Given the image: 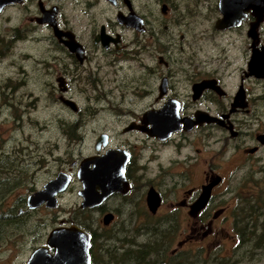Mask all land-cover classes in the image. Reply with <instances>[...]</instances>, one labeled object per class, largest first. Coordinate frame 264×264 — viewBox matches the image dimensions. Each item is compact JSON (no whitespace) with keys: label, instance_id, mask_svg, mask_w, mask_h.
<instances>
[{"label":"flooded vegetation","instance_id":"1","mask_svg":"<svg viewBox=\"0 0 264 264\" xmlns=\"http://www.w3.org/2000/svg\"><path fill=\"white\" fill-rule=\"evenodd\" d=\"M104 3L115 8L114 19L97 24L94 15L89 39L84 38L77 30L78 23L72 20L74 11L75 19L78 15L81 20ZM16 5L24 13L14 35L23 36V31L39 26L51 30L45 41L52 60L39 62H53L46 66L56 75L53 81H45L41 89L77 103L72 93L77 88L74 82L77 86L81 80H94L90 74L93 68L98 72L106 63L115 74L123 68L115 66L117 60H125L133 75L124 83L131 85L130 104L138 110L125 103L123 94L116 97L114 93L108 96L104 89L99 92V100L116 107L117 117L111 121L120 128L100 131L96 138H100L98 147L95 141L89 155L102 156L114 149L118 173H123L124 179L119 189L96 205H80V187L79 204L66 216L58 214L57 207L74 174L63 167L45 165L41 158L43 166L31 174L14 166L0 168V190L27 191L23 196L0 198V264H28L36 252L34 264H56L53 256L57 241H65L50 235L60 226L71 225L90 234L89 264H253L264 260V76L256 75L248 66L253 51L264 47V18L253 38L248 34L255 20L251 8L244 11L245 16L237 25L216 27L221 16L218 0H69L72 16L64 22L59 20L62 6L56 0H20L4 8ZM186 7L193 8L194 16L205 11L209 15L188 20ZM130 10L141 17L140 29L124 22ZM53 16L57 27L68 32L62 38L73 35L81 44L79 53L56 36L47 19ZM202 20L207 23L205 29L211 25L213 30L226 34V40L228 30L240 26L245 29V63L235 72L233 87L229 85L228 72L215 60L222 64L223 61L213 55V50L201 58L196 54L199 46L180 44V54H167L175 44L174 36L170 32L166 41L159 40L158 35L162 36L172 25L189 29ZM102 28L109 36L107 45L95 39ZM120 28L148 34V38L138 48L128 49ZM180 38L183 42L182 33ZM135 41L139 39L136 37L132 43ZM99 49L114 54L103 63L97 59L93 66L92 53ZM130 60L136 64H130ZM102 77L96 79L97 85L108 82L105 75L104 80ZM163 108L164 116L152 113ZM78 110L79 106L73 111ZM146 111L151 113L143 122ZM169 114H175L170 120L174 129L165 136L160 130L153 133V124H168ZM77 124L71 123L69 128ZM66 133L69 139H75V133ZM60 172L70 180L65 189L55 194L56 203H49L52 201L46 197L36 205L29 204L28 196L43 189ZM149 194L150 200L158 197L154 210L148 204ZM106 213L112 216L104 222ZM6 248L11 250L9 258L2 255Z\"/></svg>","mask_w":264,"mask_h":264},{"label":"rangeland","instance_id":"2","mask_svg":"<svg viewBox=\"0 0 264 264\" xmlns=\"http://www.w3.org/2000/svg\"><path fill=\"white\" fill-rule=\"evenodd\" d=\"M56 1L62 6L59 20L64 22L72 16L69 15V0ZM153 6L156 8L155 13L159 15V8L155 4ZM184 11L188 15V20L205 19L209 15V12L205 11L194 16L193 8L188 10V7L184 8ZM23 13V9L18 5L0 11V46H3L0 48H4V50L1 49L4 51L3 56H0V168L14 166L31 174L42 163H45L50 167L55 165L57 168L69 169L74 174V178L69 190L64 193L61 204L57 207L58 214L66 216L70 214L68 210L79 204L77 190L81 187V182L76 171L80 159L93 152L94 143L100 131L114 132L120 128L119 125L116 127L112 125L114 123L111 121L117 117L116 107H108L102 100H99V92L104 89L108 96H112L114 93L116 97L123 94L125 103L138 110L137 106L130 104V99L133 98L131 85L124 83L133 75V71L127 69L129 63L125 60H117L115 66L123 65V68H118L115 74L108 70L111 67L107 63L98 72L94 67L93 72L90 73L94 80L84 79L77 86L76 82L73 84L77 88H74L72 93L79 106V110L74 112L59 100L57 93L49 94L41 89L45 81H53L54 75H56L53 69L50 71L47 69L49 64H54L53 62L49 64L39 62L52 60L48 51L49 43L45 41L51 35V30L46 26H39L34 30L23 31V36L14 35L16 26L22 21ZM75 15L76 10L72 20L78 23V32L84 38L89 39V33L94 25L91 24V18L95 15L98 20L97 24L100 21L107 22L109 18L114 19L115 8L108 7L104 3L102 6L95 7L92 14L82 16L81 20H78V15L75 19ZM85 23L87 25H84ZM200 23V25L196 23V27L192 24L189 29L183 28L182 30L178 25H172L163 32L162 36L158 35L159 40L166 41L165 37L170 35V32L174 36L175 44L169 48L167 54H180L178 49L180 44L199 46L196 54L201 58L211 54L213 50V55L220 56L223 61L222 64L215 60L220 68L223 67V70L228 72L229 85L235 86L237 79L235 72H238L245 63V29L240 26L228 30V39L226 40V34L213 30L211 25L205 29L207 23L204 20ZM119 31H121L123 41L128 49L138 48L142 40L148 38V34L140 32L135 34L130 29L122 30L120 28ZM30 33L33 34L28 37ZM181 33L183 42L180 38ZM202 35L208 37L209 40H202ZM136 37L140 42L132 43ZM119 53L121 52H116V54ZM142 53L144 54V51ZM154 53L156 52L154 51ZM57 54L63 55L62 52H57ZM113 54L114 52H102L99 49L97 53H92L91 64L95 66L97 59L103 63ZM222 55L224 57H221ZM130 64L136 63L130 60ZM102 75L103 80L104 75L108 78V82L97 85L96 79ZM17 79L18 83L14 87L10 86V83L13 84ZM262 84L264 85V82ZM122 116V118H128V115ZM77 122L75 128L73 126H70L72 129L69 128V124ZM54 125L56 126L54 127ZM66 130L75 133V139L74 137L69 139ZM40 158L44 160L42 163ZM26 192L21 189L6 191L1 189L0 198L10 199L17 195L23 196ZM2 255L3 258H9L11 250L6 248ZM253 264H264V260Z\"/></svg>","mask_w":264,"mask_h":264},{"label":"water","instance_id":"3","mask_svg":"<svg viewBox=\"0 0 264 264\" xmlns=\"http://www.w3.org/2000/svg\"><path fill=\"white\" fill-rule=\"evenodd\" d=\"M17 1L20 0H0V11L6 4ZM218 7L221 12V16L216 20V27L218 28L237 25L240 23L242 17L245 16L244 11L251 8L252 13L255 15V20L251 22L248 34L254 38L256 35V28L264 18V0H218ZM118 17L122 19L121 12H118ZM47 19L53 25L56 36L79 53V51H81V44L75 39V37L73 35H69L68 38H62V35L68 34V32L62 31L57 27L54 16ZM124 19L126 24L134 25L140 29L139 23L142 19L134 11L130 10ZM108 37V34L102 28L96 35L95 39H101L102 43L107 45ZM248 66L250 71H255L254 73L256 75L264 76V47L262 48V51H253V54L250 56ZM58 79H60V77ZM59 85H62L61 81H59ZM240 92H238V94ZM59 98L73 110H77L78 105L75 100L63 95H60ZM163 110L164 108L152 111V113H162L164 116L165 111ZM150 113L151 111L143 113V122H145L147 114ZM173 117H175V114L168 116V124L164 123L159 126L153 124L154 130H152V132L155 133V130H160L161 136H165L170 133L174 129V124L170 123V120ZM99 140L100 138L96 140V147H98ZM116 160L114 149H108L107 153L102 156L93 154L81 159L76 172L82 185L78 190L82 197L80 203L81 206L96 205L107 194L120 188V183L123 181L124 175L123 173H118ZM69 180L70 177L67 174L63 172L58 173L56 178L47 182L43 189L36 190L28 196L29 204L36 205L46 197L52 201L49 203L55 204L57 201L55 194L65 189ZM150 199L151 196L149 194L148 204L150 208L154 210L158 204V197H155L154 201ZM111 216V213H106L104 215V222H107ZM55 237L65 241H57L56 254L53 256L56 264H89L90 255L88 249L90 246V234L86 230L78 225H71L69 227L60 226L54 229L50 235V238L52 239ZM61 237H63V239ZM37 253L38 252L33 254L28 264H34Z\"/></svg>","mask_w":264,"mask_h":264},{"label":"trees","instance_id":"4","mask_svg":"<svg viewBox=\"0 0 264 264\" xmlns=\"http://www.w3.org/2000/svg\"><path fill=\"white\" fill-rule=\"evenodd\" d=\"M0 47H3V46H0ZM1 49L4 50V48H0V56H3V52H4V51H2ZM74 128H75V127H74Z\"/></svg>","mask_w":264,"mask_h":264}]
</instances>
